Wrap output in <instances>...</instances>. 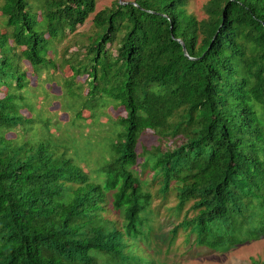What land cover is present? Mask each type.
<instances>
[{"label": "trees", "instance_id": "1", "mask_svg": "<svg viewBox=\"0 0 264 264\" xmlns=\"http://www.w3.org/2000/svg\"><path fill=\"white\" fill-rule=\"evenodd\" d=\"M189 2L0 0V264H153L160 214L190 257L264 237V0Z\"/></svg>", "mask_w": 264, "mask_h": 264}, {"label": "rangeland", "instance_id": "2", "mask_svg": "<svg viewBox=\"0 0 264 264\" xmlns=\"http://www.w3.org/2000/svg\"><path fill=\"white\" fill-rule=\"evenodd\" d=\"M205 0H190L188 5V10L191 11L197 18H201L203 16L200 6ZM111 0H96L95 10L103 6L109 5ZM89 18L84 22L82 26L78 27V30H85L89 26ZM54 57L57 55V52H52ZM48 74H51V78H54L53 81H44L41 83L43 88L46 90V93H39L38 90H29L26 97L29 101L34 103V109H40L42 111L41 114L45 115L48 113H52V110H56L59 106L60 93L62 91L61 86L59 85V75L69 74V70L66 67L63 70H54L49 69L47 71ZM59 74V75H58ZM31 83L35 82V78L30 76ZM84 76H81L83 79ZM34 89V88H32ZM43 99V103L41 104L39 101ZM112 115L123 114V111L119 108L116 111L111 110ZM21 112L24 113L25 110L21 109ZM54 114L56 115L54 117ZM53 114L55 120H61L63 117V112H56ZM99 122L98 124H94L85 118V123H80L81 125L78 127L68 128L64 125V123L60 122L55 123V131L54 134H59L61 136L70 135L77 145L80 148L84 149V140L87 138V135L97 137L101 139L104 135H109V126L107 124L106 115L99 114L98 115ZM90 122V123H89ZM87 125V126H86ZM54 130L53 127L50 128L52 132ZM102 140V139H101ZM108 139L104 142H92L90 140L89 145L94 146L95 148H99L98 150H93L88 154V163L90 165L101 156V148L105 147V144L108 143ZM150 142H153L151 139ZM88 146V145H87ZM173 222L171 219H166L165 216L161 214L155 219V230L153 232L154 236L160 237L164 235L168 228L171 226ZM153 236V235H152ZM152 239L151 242H147L144 244V251L149 257L152 259L153 264H251V258L255 260H259L261 264H264V237L259 240L246 242L242 245L229 248L226 251H214L209 253L202 254H194L193 256H188L184 252V244H181V236L179 234L176 235L175 240L171 245L167 247V251L165 247L167 246L165 243L161 242L159 238Z\"/></svg>", "mask_w": 264, "mask_h": 264}, {"label": "water", "instance_id": "3", "mask_svg": "<svg viewBox=\"0 0 264 264\" xmlns=\"http://www.w3.org/2000/svg\"><path fill=\"white\" fill-rule=\"evenodd\" d=\"M182 49H184L183 46H182Z\"/></svg>", "mask_w": 264, "mask_h": 264}]
</instances>
